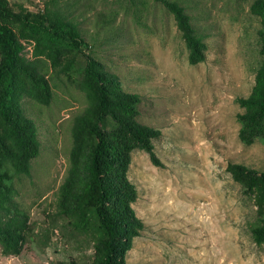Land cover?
Returning <instances> with one entry per match:
<instances>
[{
  "label": "rangeland",
  "instance_id": "rangeland-1",
  "mask_svg": "<svg viewBox=\"0 0 264 264\" xmlns=\"http://www.w3.org/2000/svg\"><path fill=\"white\" fill-rule=\"evenodd\" d=\"M45 1L10 0L33 11ZM176 1L207 43L198 64L189 63L176 20L160 2L84 0L76 13L91 45L86 52L116 73L126 91L141 95L139 121L161 130L154 145L162 165L144 150L132 154L133 207L145 227L127 264H264V246L250 232L255 206L227 171L229 162L264 171V143L244 144L237 120L244 110L237 98L251 93L262 60L253 0ZM24 53L31 57V45ZM77 60L84 63L83 56ZM51 82L50 104L22 98L41 151L31 174L15 182L20 209L35 233L49 236L48 244L30 240L19 255H3L0 248V264H85L92 254L67 243L57 228L61 221L50 216L69 167L73 119L87 105L76 79L51 73Z\"/></svg>",
  "mask_w": 264,
  "mask_h": 264
},
{
  "label": "trees",
  "instance_id": "trees-1",
  "mask_svg": "<svg viewBox=\"0 0 264 264\" xmlns=\"http://www.w3.org/2000/svg\"><path fill=\"white\" fill-rule=\"evenodd\" d=\"M83 1L46 0L42 9L33 11L0 0V248L3 255H19L30 240L48 244L49 236L35 233L20 209L15 182L31 174L41 151L36 122L26 114L22 98L50 104L51 73H56L76 79L87 105L73 119L69 167L50 216L61 221L57 228L67 243L92 249L85 264H127V252L145 227L133 207L138 190L128 174L132 154L144 150L153 164L162 165L154 145L161 130L139 121L141 95L126 91L116 73L86 52L91 45L76 20ZM155 1L173 14L189 63L204 61L207 43L185 7L176 0ZM250 11L261 24L262 60L251 93L237 98L244 109L237 114L239 139L247 145L264 143V0H253ZM27 44L31 57L24 53ZM227 171L255 206L250 232L264 246V171L235 162L228 163ZM56 264L80 263L71 259Z\"/></svg>",
  "mask_w": 264,
  "mask_h": 264
}]
</instances>
